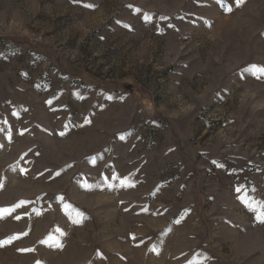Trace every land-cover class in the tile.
<instances>
[{"label": "rangeland", "instance_id": "obj_1", "mask_svg": "<svg viewBox=\"0 0 264 264\" xmlns=\"http://www.w3.org/2000/svg\"><path fill=\"white\" fill-rule=\"evenodd\" d=\"M0 264H264V0H0Z\"/></svg>", "mask_w": 264, "mask_h": 264}]
</instances>
